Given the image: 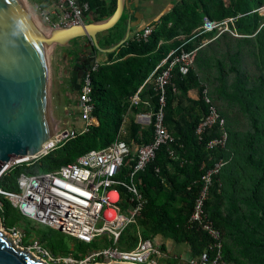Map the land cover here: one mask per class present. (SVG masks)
I'll list each match as a JSON object with an SVG mask.
<instances>
[{
  "label": "trees",
  "instance_id": "16d2710c",
  "mask_svg": "<svg viewBox=\"0 0 264 264\" xmlns=\"http://www.w3.org/2000/svg\"><path fill=\"white\" fill-rule=\"evenodd\" d=\"M82 1H88L91 8L87 22L107 18L117 6V0ZM263 7L264 0H181L160 22L153 24L147 41L131 36L92 72L94 109L89 130L33 164L15 167L1 179L0 185L17 190V178L22 172L53 171L89 150L110 145L129 112V98L141 86L143 101L157 109L160 93L153 82L145 81L172 49L188 41L186 49L198 48L194 52V66L186 75L176 68L166 87L165 124L177 143L162 146L155 160L134 176L133 181L147 200L136 216L137 223L145 238L171 234L177 240L189 242L194 255L202 252L209 242L208 236L192 227L189 218L203 174L223 159L227 163L213 177L206 211L222 232L223 252L228 261L264 264V14L259 11ZM205 16L215 21L234 18L229 27L239 35L224 31L201 46L204 38L216 35L208 32L192 39ZM122 26L123 18L103 33L104 43H99H115L123 36ZM86 39L92 52L99 53L91 39ZM82 53L87 50L84 48ZM94 63L88 61L85 66L91 68ZM195 88L199 92L197 100L188 95ZM205 89L226 121L229 139L224 148H207V142L220 135L218 126L207 130L202 140L196 134L208 110L203 99ZM74 91L78 109L79 91ZM143 105L132 110L124 136L132 150L118 174V208L127 213L134 201L122 183L131 179L136 145L149 143L154 135L153 125L142 128L135 122L134 114ZM170 149H175L174 157ZM2 202L4 226L13 227L23 216L8 199L2 198ZM125 235L128 247H134L137 235L129 228ZM26 243L23 245L27 246Z\"/></svg>",
  "mask_w": 264,
  "mask_h": 264
},
{
  "label": "built area",
  "instance_id": "2783aa9c",
  "mask_svg": "<svg viewBox=\"0 0 264 264\" xmlns=\"http://www.w3.org/2000/svg\"><path fill=\"white\" fill-rule=\"evenodd\" d=\"M33 1L48 28L84 24L91 10L89 2L82 0ZM233 21L234 18L215 21L205 16L203 24L194 31L195 35L192 39L208 32H216L213 38L206 37L202 40L201 46H204L224 31L239 35L229 27V23ZM153 29V26H146L137 31L134 38L137 41H147ZM187 43L188 41H184L172 49L145 81V83L153 82L155 89L159 91V106L155 110L152 108L136 114V121L142 126H154V135L149 143L136 146L135 165L131 179L129 182L122 183L134 201L130 212H122L118 208L121 193L117 184L120 183L119 171L132 148L123 137L118 135L116 140L107 147L89 150L75 161L64 164L53 171L22 172L17 178V190H9L0 185V216L3 211L2 198H6L23 217L61 230L86 243H92L98 236L110 242L120 243L130 225L137 224L138 242L134 247L121 249L111 245L94 250L91 258H101L99 263H109L116 259V262L120 263L162 264L159 261V258L164 256L161 246L153 238L143 237L141 227L137 223L136 216L144 208L147 200L133 178L136 173L144 171L155 160L162 146L177 143L175 136L165 124L166 87L171 82L176 68L181 74L186 75L194 66V52L198 48L188 50L185 48ZM99 63L96 61L91 68L86 69L78 93L83 125L80 127L59 126L38 153L14 157L1 168L0 181L15 167L23 164L31 165L67 141L89 130V121L94 109L92 72L97 69ZM142 88L143 86L129 98L131 107H139L142 103L148 104V101H143L141 97ZM203 99L208 110L196 128L198 139L202 140L207 130L218 126L221 133L207 142V148H224L229 139L225 118L214 105L207 89L204 90ZM170 154L174 157L175 149H170ZM226 163V160L220 159L202 176V185L195 199L189 223L192 227L205 232L209 242L202 252L191 256L189 264H232L224 256L222 232L206 211V202L213 184V177ZM159 170L160 168L157 167L156 171ZM5 231L13 233L17 245L45 259H52L50 252L43 248L38 240L24 246V235L26 234L18 227H5ZM89 259L88 256L87 260Z\"/></svg>",
  "mask_w": 264,
  "mask_h": 264
},
{
  "label": "water",
  "instance_id": "95a60500",
  "mask_svg": "<svg viewBox=\"0 0 264 264\" xmlns=\"http://www.w3.org/2000/svg\"><path fill=\"white\" fill-rule=\"evenodd\" d=\"M125 0H117L113 14L102 20L38 31L35 20L20 0H0V170L12 158L38 153L62 126L50 115L49 54L57 45L87 37L97 50L113 52L129 37L104 48L101 34L121 19ZM92 59L96 60L95 54ZM83 60L73 67L72 90H80L86 71ZM0 216V264H50L47 259L17 245L13 233L3 230ZM99 264H133L111 260Z\"/></svg>",
  "mask_w": 264,
  "mask_h": 264
},
{
  "label": "crops",
  "instance_id": "0c3cea01",
  "mask_svg": "<svg viewBox=\"0 0 264 264\" xmlns=\"http://www.w3.org/2000/svg\"><path fill=\"white\" fill-rule=\"evenodd\" d=\"M180 1L181 0H125L124 12L121 17L123 18V26L120 28V30L123 31V36L115 43L125 38L128 34V31L129 39L131 36H134L137 31L142 30L144 27L149 25L153 26L154 23L160 22L163 17L167 13H169L172 8ZM104 36L105 35L103 34L100 35L99 42H103V40L105 39L103 38ZM100 45L104 48L109 47L108 45H103L101 43ZM88 47L89 43H87L86 37H80L77 40H72L68 45H57L54 47L53 51L49 54L48 57L50 76L53 84H55V79L58 78L60 79L61 86H65L64 88L67 90L70 85L71 90L73 69L68 68V66L72 65L73 68L75 64L80 63L82 60L84 62L83 64H87L89 61L88 59H92V54H95V62H103L108 60V54L110 52H90L89 54H86V58L80 57V53L84 51V48L86 49ZM188 95L192 99H199V92L196 88L189 90ZM143 104L144 105L141 106L140 110L134 114L136 123H138L136 121V114L138 112L152 109V107H149V105L145 103ZM133 108L134 107L131 106L129 107V112L125 116L123 124L119 130L118 135L123 138L128 133V124L132 115ZM76 110V113L74 111H68L67 115L69 116H67L65 119L59 116V120L62 122V126L80 127L83 125L84 121L80 114V107H78V109L76 108ZM138 124L142 128H145L140 123ZM153 240L161 246V249L164 252V256L159 258V261L163 264H189V259L194 255L191 244L189 242L184 240H177L171 234H159L155 238H153Z\"/></svg>",
  "mask_w": 264,
  "mask_h": 264
},
{
  "label": "rangeland",
  "instance_id": "374dc122",
  "mask_svg": "<svg viewBox=\"0 0 264 264\" xmlns=\"http://www.w3.org/2000/svg\"><path fill=\"white\" fill-rule=\"evenodd\" d=\"M28 4L31 6L33 11L39 16L42 24L44 27L48 28L46 23H44V20L42 18L41 13L36 8L33 0H26ZM260 13L264 14V8L260 9ZM85 42V41H84ZM87 53L82 54L80 53V57H85L86 54L92 53L90 47L86 48ZM78 56V55H77ZM72 64V63H71ZM68 68L73 69L72 65L68 66ZM55 84H53L52 79L50 77V115L53 120H59V116L63 117L65 119L68 114V111H74L77 112L76 106L78 105L76 103L75 94L71 88L70 85L68 89L66 90L64 87L61 86L60 79H55ZM65 83V81H64ZM71 101V103H70ZM16 227H18L22 232H24L26 235H24V240L27 241V245L32 243L34 240L40 241V244L43 248H46L47 250L51 249H57V248H72L77 245H82V249H92V250H99L103 249L108 246H117L121 249L128 248V236L125 235L124 239L121 240L120 243H114L105 240L104 237L98 236L92 243H86L80 241L78 238L67 234L65 232H62L61 230H58L56 228L48 227L46 225H43L41 223H38L34 220L28 219L26 217H21L19 222L15 224ZM3 230H5V227L3 226ZM129 230H131V233L134 235H137V224H132L129 227ZM142 230V229H141ZM163 264V263H162ZM258 264V263H257Z\"/></svg>",
  "mask_w": 264,
  "mask_h": 264
},
{
  "label": "flooded vegetation",
  "instance_id": "af4514ba",
  "mask_svg": "<svg viewBox=\"0 0 264 264\" xmlns=\"http://www.w3.org/2000/svg\"><path fill=\"white\" fill-rule=\"evenodd\" d=\"M52 259L46 258L50 264H99L101 258H91L94 250L82 249V245L73 246L72 248H57L48 250ZM90 257L87 260V257Z\"/></svg>",
  "mask_w": 264,
  "mask_h": 264
},
{
  "label": "bare ground",
  "instance_id": "6f19581e",
  "mask_svg": "<svg viewBox=\"0 0 264 264\" xmlns=\"http://www.w3.org/2000/svg\"><path fill=\"white\" fill-rule=\"evenodd\" d=\"M20 1L25 6L26 10L31 15V17L35 20V23L37 25V28H38L39 33H41V34H47V32L49 31V28L44 27V25L42 24L39 16L33 11V9L28 4V2L26 0H20Z\"/></svg>",
  "mask_w": 264,
  "mask_h": 264
}]
</instances>
